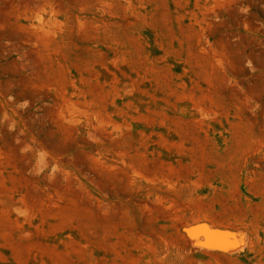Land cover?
<instances>
[{
	"label": "rangeland",
	"instance_id": "rangeland-1",
	"mask_svg": "<svg viewBox=\"0 0 264 264\" xmlns=\"http://www.w3.org/2000/svg\"><path fill=\"white\" fill-rule=\"evenodd\" d=\"M0 264H264V0H0Z\"/></svg>",
	"mask_w": 264,
	"mask_h": 264
},
{
	"label": "bare ground",
	"instance_id": "bare-ground-1",
	"mask_svg": "<svg viewBox=\"0 0 264 264\" xmlns=\"http://www.w3.org/2000/svg\"><path fill=\"white\" fill-rule=\"evenodd\" d=\"M213 234V236L215 235V239L216 240H219V241H221V243H219V246H223V243L222 242H224L222 239H217V238H219L221 235L220 234H216L215 232H213L212 233ZM211 234V235H212ZM210 237V233H208V238ZM213 245V244H212ZM221 248H223V249H226V244L224 243V247H221Z\"/></svg>",
	"mask_w": 264,
	"mask_h": 264
}]
</instances>
